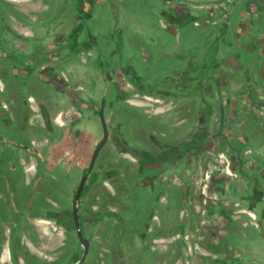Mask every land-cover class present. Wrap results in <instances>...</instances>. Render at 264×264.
I'll return each instance as SVG.
<instances>
[{
  "label": "rangeland",
  "instance_id": "obj_1",
  "mask_svg": "<svg viewBox=\"0 0 264 264\" xmlns=\"http://www.w3.org/2000/svg\"><path fill=\"white\" fill-rule=\"evenodd\" d=\"M46 1L55 7L56 2L66 0ZM96 1L94 5L92 0L90 6L94 10L90 34L97 37V42L90 44L92 48L84 55L78 54L77 73L68 76L67 86L40 75L36 76L40 82L33 79L30 86L14 87L27 79L0 75L8 85L6 97L16 116L5 109V114H0V129L5 133V145L0 146V171L5 173L10 167L12 151L8 143L30 145L33 140V151L29 148L20 155L26 181L20 204L24 217L22 240L35 246V252L47 261L60 257L66 239L63 228L51 215L43 218L30 213L34 206L53 204L51 198L63 205L68 203L79 179L80 172L75 170L88 163L103 134L92 101L107 95L106 117L111 127L121 130L129 144L152 148L154 138L169 141L174 147L191 139L199 124V107L206 100L214 112L211 134L182 159L153 165L141 174L136 156L117 149L119 143L113 137L108 141L97 166L117 167L121 172L92 186L87 200L101 209H119L125 225L118 232L120 223L109 217L89 225L93 243L83 264H162L163 256L142 251L131 231L143 227L153 209L157 213L165 208L170 232L156 244L162 251L169 249L171 264L227 263L242 257L240 249L244 250L241 264H260L264 257V43L254 35L253 40L244 38L241 44L234 43L217 53L220 39L212 44L203 40L210 36L212 27L191 24L176 26L179 33L171 32L159 19L158 0ZM238 4L242 13L243 2ZM67 7L74 10L75 5ZM260 7L254 0L252 9L258 20ZM74 22L79 19L74 17ZM237 30L230 36L232 41L238 40ZM229 56L236 68L213 74ZM103 70L108 84L114 83L115 77L123 80L119 84L123 101L112 92L113 85L105 83L100 74ZM160 73L164 76L160 88L149 92L136 88L135 84H146ZM130 79L134 87L126 82ZM11 90L17 99L33 94L36 113L41 99L53 105L51 123L59 125L55 116L60 111L61 126L50 131L34 119L28 130L17 131L25 111L22 101L13 102ZM71 125L75 126L74 136L69 135ZM69 156L73 158V174L68 181L65 169ZM57 165L64 170L56 171L60 175L58 186L53 183ZM255 190L263 193H254V200L248 199ZM49 191L53 192L51 198ZM160 193L165 203L156 200ZM0 199L5 200L1 190ZM11 210L0 229L13 226ZM154 222L160 226L158 217ZM0 264H10L5 252Z\"/></svg>",
  "mask_w": 264,
  "mask_h": 264
},
{
  "label": "flooded vegetation",
  "instance_id": "obj_2",
  "mask_svg": "<svg viewBox=\"0 0 264 264\" xmlns=\"http://www.w3.org/2000/svg\"><path fill=\"white\" fill-rule=\"evenodd\" d=\"M39 1H41V3L44 5V10L39 13L42 17L37 15L39 22L37 24V34L26 36L21 30V26L23 24L22 22L25 20V15L12 7V5L7 0H0V73L12 78V75L31 76L34 72H36L46 75L49 79H51V81H57L67 86L69 83L68 76H74L75 73H77L75 62L79 63L77 60L78 54L82 53L84 55L85 50L87 51L92 48L90 44H95L97 42V37L90 34L91 20L93 18L92 12L94 11L93 8H90L92 0H66L62 3L56 2L55 4L57 5L55 7H53L52 4L49 5L47 1ZM93 2L94 5L97 4L96 0H93ZM158 2V15L168 23H173L179 26L190 24L204 25V23H206L213 26H218L221 29L230 27L231 25H236L238 27L236 37H238L243 30L245 31L246 24L252 26V29H260L259 22H264V17L260 16L261 20H258L257 14H253L252 3H254V0H158ZM240 2H243L242 8L244 9L242 13L240 12V6H238V3ZM68 4L71 6L75 5L74 10H68ZM10 9H13V12H11ZM74 17L79 19L78 23L74 22ZM246 34V39H252L248 32H246ZM256 37L258 40H261L263 35L259 34V36ZM75 59L77 61H75ZM97 73L99 72L97 71ZM100 74L104 79H106L104 70ZM24 78L27 79V77ZM5 81L4 87L6 85ZM146 82H148V84L137 83L136 88L141 90L145 89L147 92H149L151 89L155 90L156 88H160L159 86L163 85V83L161 84L158 83V81H153L150 79ZM23 84L27 85V81L24 80ZM49 84H52V82H49ZM87 90L90 92L88 88ZM199 96H201V94ZM107 98V95L102 94L99 101L91 102L96 109L98 116L103 99H105V116H107V110L109 106ZM33 99V96L24 97L21 99L25 105L24 109L29 108V102L33 101ZM38 105L40 106V110L43 105L47 107L45 101L42 99ZM50 107L51 108L47 109L51 120L50 113L53 109V105L50 104ZM26 112L28 113L29 109H27ZM213 113V106L211 103L203 100V103L199 107V124L195 127L192 138L187 142L182 143V145H180L179 149L177 150L174 149L173 143L165 141L162 138L152 139L154 142L152 144V148H146L140 145L137 146L136 144L131 145L126 140L125 134L122 133L121 130L118 132V130L111 127L106 117L108 128L110 130V137L108 141H110L113 137L119 143L117 149H124L132 155H135L137 161V170L142 174L144 171L151 169L150 167L153 165H167L173 161L182 159L189 150L195 146L201 145L203 141L211 134V118ZM24 116L25 112L23 114V119ZM55 121L60 123V112L56 114ZM22 125H24L23 120L18 123L16 128H21ZM60 126L55 125L54 127V125H52V129H56ZM74 128L75 126L73 125L69 127L70 136H74L76 133ZM29 148H31V150L33 149L32 141L30 145H25L24 151H27ZM183 150L184 154H182L181 157L175 159V155L181 154ZM101 152L99 153L96 164L87 179L86 185L83 189V196L80 199L78 208L80 228L82 229L84 236L88 237L91 241L90 249L93 243V231H88L89 225L97 223L99 224L108 217L114 218L120 223L121 227L119 226L117 228L118 232H120L121 228H124L125 225V219L120 214L119 209H101L97 203H89L87 200L91 195L92 186H95L97 183L99 184L106 179H110L114 175L121 172V169L117 167H114L113 169L98 168L97 165L100 160ZM34 155L37 157V153H34ZM164 159L171 160L164 162ZM19 160L20 159L15 156L14 159L10 160V167L6 170L7 172L5 171L4 173L0 171V190L5 198V200L0 199V224L2 223L4 225L6 223L5 221L10 215V209H12L11 211L13 213L14 221L13 226L8 227L7 230L3 228L0 229V261L4 258L5 252L8 254L10 264L77 263L83 255L84 246L79 239L76 227L73 201L83 172L88 167L91 159L82 167L80 166V168L77 169L74 168L76 169L75 171L80 172L79 179L77 185L72 189L70 199H68V195L65 196V200L68 199V203L66 205H63L62 202L54 201L50 195L53 192L49 191L48 194L53 204L48 203L43 205V207L34 206L32 208V212L30 213V215L35 216L42 215L40 217L43 218L51 215V219L56 220V223L63 228L64 233L66 234V239L63 243L64 247L62 248L60 257L56 256L51 261H47L46 259L39 257V255L35 252L37 250L35 246L31 247L30 245L25 244L20 235V232H24L22 227L24 223V217L22 215L20 204L22 202L21 193H23V190L26 188V181L23 182L25 171L24 167H21L19 164ZM79 161L82 160L77 159V162ZM72 162L73 158L69 156L68 164H66L67 166L65 169L68 181L71 180V176L73 174V169L71 168ZM62 167L57 165V168L53 173V183H55L56 186L59 185L57 181L59 180L60 176L56 171L58 170V172H64V170L61 171ZM38 171L39 170L37 167L35 173L37 178L40 176L38 175ZM261 182H264V180H261ZM58 192L63 194V191L61 192L58 190ZM254 193L255 195L257 193L262 194L263 191L255 190L251 195L247 196V198L254 200ZM166 199L168 200V198ZM156 200L165 203L162 193L158 194ZM167 205L170 209L168 203ZM167 213L169 214L168 210L166 211V208L163 212L158 211L157 213L153 209L146 217V224L143 227H134L131 231V235L134 237V240L138 241L142 251H155L159 252L160 255L163 256L164 260L162 264H171L168 257V253L170 252L169 249L162 251L160 246L156 244L159 239H165L167 236H169L170 228L168 225L169 217ZM155 217H158L160 226L155 225ZM262 230L264 231V228L261 229V231ZM31 233L36 234V232L33 230H31ZM184 233L185 232L183 230L182 234L184 235ZM232 245L235 246L233 243ZM237 249L239 250V248ZM239 251L241 252L242 257L236 258L234 260H228L227 263L222 264H241V261L244 257V250L240 249ZM259 262L260 264H264V257L259 260ZM145 264L156 263H149L146 261Z\"/></svg>",
  "mask_w": 264,
  "mask_h": 264
},
{
  "label": "crops",
  "instance_id": "obj_3",
  "mask_svg": "<svg viewBox=\"0 0 264 264\" xmlns=\"http://www.w3.org/2000/svg\"><path fill=\"white\" fill-rule=\"evenodd\" d=\"M7 1L12 5V7H14L16 10H18L19 12H22L25 15V20H24V22H22L23 24L21 26L22 32L26 36H30L31 34L32 35L33 34L36 35L37 34L36 31L38 29V27H37L38 25L37 24L39 23L37 15L44 10V5L41 3V1H39V0H7ZM257 2L261 6L260 9L258 10L259 16L264 17V0H257ZM253 4L254 3H252V5ZM10 11L13 12V9H10ZM154 13H155V11H154ZM253 14H254V12H253ZM159 19L162 21V25L167 26V28L171 32H175V31L178 32V33L180 32V29H178L176 27V26H179V25H175L173 23H168L163 18H161L160 16H159ZM91 26H92V22H91ZM186 26H189V25L179 26V27H186ZM200 26H210V27H212L210 36L203 37L204 38L203 40L206 42L205 44H209V43L212 44V43H214V41H213L214 39H220L222 45H221V47H217V50H216L217 53H220L221 51H223V49L225 47L231 46L234 43L235 44H237V43L241 44L242 40L247 35L246 32H248V34L251 35L252 37L254 35L255 36H259V34L263 35V37L261 38V40H259V42H263L264 43V22L263 23L259 22V27H260L261 30L259 28L258 29H252V26H249V24H246L245 25V31L243 30L240 33V35L238 36V40H235V41H232L231 37L233 36V32L235 31V29H238V27L236 25H231L230 27H225L224 29H221L218 26H213L211 24H206V23H204V25L200 24ZM218 32L220 33V35L218 34ZM247 52H250V51L247 50ZM260 57H261V55H260ZM231 58L232 57H230V56L229 57H225V59L223 61H221V63H219L218 66H216V70L217 71L214 72L213 74L218 76L219 74H221V72H220L221 70H230L231 68H236V67H234V66H236L234 63L233 64L230 63L229 60ZM243 62H240V63L238 62V64L243 66V64H244ZM77 63L78 62H75V67H76ZM0 75H1V73H0ZM40 75H44V74H41V73L39 74V73L34 72L31 76L22 75V78L27 77V80H26L27 81V86L28 85L30 86L33 83V79L35 81L40 80V79H38L39 77H36V76H40ZM115 75L117 76V74H115ZM44 76H46V75H44ZM4 77H5V75H4ZM163 78H164V76L161 75V73H160L159 75H156V77H153L152 79H153V81H158V83L162 84L163 83ZM13 79H18V78H13ZM42 80H44V79H42ZM104 81L106 83L107 79H104ZM120 81H123V80L119 79L118 77H115V82L114 83L110 82L108 85H113L112 92H115L117 97L123 101V99H122L123 98V96H122L123 95L122 94V88L119 87ZM131 81L132 80L130 79V80H127L126 82H128L129 85L134 87V84ZM38 82H40V81H38ZM147 84H148V82H147ZM6 85L4 87V80H3V78H0V114L1 115L5 114L3 109L9 110L11 112V110H10L11 106H10V103L8 102L7 97H6L7 92H8ZM19 86H24V84L22 85V83L19 81L18 84L16 86H14V87H19ZM135 86H136V84H135ZM10 92H12V90ZM13 93L14 92L10 93L11 96L13 97V102L14 101L20 102L21 99L26 97V96H22V97L17 99L14 96ZM31 96H33V94L29 95V97H31ZM33 97L35 98V96H33ZM126 104H128L129 106H132L130 103H126ZM46 105H47V108H51L50 104L46 103ZM24 106L25 105L23 104V108H25ZM113 106H114V104H113ZM27 109H29L28 113L26 112ZM36 109H37V107H36L35 103H33V101L29 102V108L24 109L25 115L28 114V120H27V122H24L25 126L22 125L21 128H18L20 131L24 132V131L28 130L29 127H30V124H32V122H34L35 120H37L40 124L41 123L45 124L43 116H42V113H41V110H40V107H38V112L37 113H36ZM113 113H114V108H113ZM11 114H12L13 117H16L14 115V111L11 112ZM24 119H25V116H24ZM24 119H23V121H24ZM57 124H59V126H60V123H57ZM18 129H17V131H19ZM4 134L5 133H3L1 131V129H0V146L5 145L4 144L5 142L3 141V139L5 138ZM32 142H33V140H32ZM25 145L26 144H23V143H18V144H12V142L8 143V147H9L10 151H12L11 159H14L15 156L20 159L21 151L25 152L24 151ZM19 164L21 165V167L23 166L22 162L20 160H19ZM8 173H10V172H8Z\"/></svg>",
  "mask_w": 264,
  "mask_h": 264
},
{
  "label": "water",
  "instance_id": "obj_4",
  "mask_svg": "<svg viewBox=\"0 0 264 264\" xmlns=\"http://www.w3.org/2000/svg\"><path fill=\"white\" fill-rule=\"evenodd\" d=\"M104 102H105V99L102 100V105H101V107L99 109V118H100V121H101V124H102V128H103V135H102L101 140L98 142V144L96 145V147H95V149L93 151V154H92V157H91V161H90L88 167L83 172V175H82L80 183H79V185L77 187L75 198H74V201H73L74 216H75V220H76V227H77L79 239H80V241L82 242V244L84 246V252H83V255H82L81 259L77 263H74V264H82L87 259L88 253L90 251L91 241H90V239L88 237L84 236L83 231L80 228V221L78 219V216H79L78 215V208H79V204H80V199L83 196V189H84V187L86 185L87 179H88L90 173L92 172V170H93V168H94V166L96 164V161L98 159L99 153L101 152L103 147L107 144V142L109 140V137H110V130L108 128V123H107L106 116H105ZM27 120H28V114L25 115L24 122H27ZM179 147L180 146H175L174 149L177 150V149H179ZM182 154H184V150L182 151L181 154L175 155L174 158L176 159L178 157H181ZM167 160H170V159H164L163 161H167ZM71 264H73V263H71Z\"/></svg>",
  "mask_w": 264,
  "mask_h": 264
},
{
  "label": "trees",
  "instance_id": "obj_5",
  "mask_svg": "<svg viewBox=\"0 0 264 264\" xmlns=\"http://www.w3.org/2000/svg\"><path fill=\"white\" fill-rule=\"evenodd\" d=\"M41 110H42V113H43V116H44V119H45L46 127L49 130H51L52 129V124H51V120H50L48 109H47V107L45 105H43Z\"/></svg>",
  "mask_w": 264,
  "mask_h": 264
}]
</instances>
